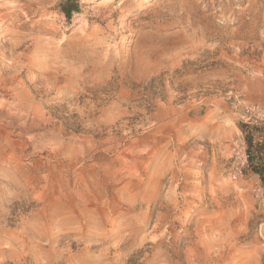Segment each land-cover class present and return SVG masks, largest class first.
Segmentation results:
<instances>
[{
	"label": "rangeland",
	"instance_id": "374dc122",
	"mask_svg": "<svg viewBox=\"0 0 264 264\" xmlns=\"http://www.w3.org/2000/svg\"><path fill=\"white\" fill-rule=\"evenodd\" d=\"M0 0V264H264V0Z\"/></svg>",
	"mask_w": 264,
	"mask_h": 264
},
{
	"label": "trees",
	"instance_id": "16d2710c",
	"mask_svg": "<svg viewBox=\"0 0 264 264\" xmlns=\"http://www.w3.org/2000/svg\"><path fill=\"white\" fill-rule=\"evenodd\" d=\"M61 8L69 17L74 11L79 10V3L77 0H65ZM239 127L248 156V163L243 170L244 174H257L264 189V125L243 122L239 124Z\"/></svg>",
	"mask_w": 264,
	"mask_h": 264
},
{
	"label": "built area",
	"instance_id": "2783aa9c",
	"mask_svg": "<svg viewBox=\"0 0 264 264\" xmlns=\"http://www.w3.org/2000/svg\"><path fill=\"white\" fill-rule=\"evenodd\" d=\"M242 154H243L242 163L234 171V175H233L234 177H236L238 175H242L243 174V170H244L245 166L248 163V156H247V153H246V150L245 149L243 150Z\"/></svg>",
	"mask_w": 264,
	"mask_h": 264
}]
</instances>
